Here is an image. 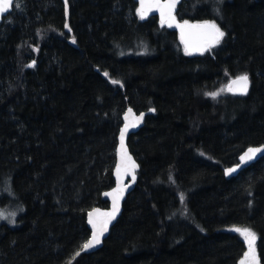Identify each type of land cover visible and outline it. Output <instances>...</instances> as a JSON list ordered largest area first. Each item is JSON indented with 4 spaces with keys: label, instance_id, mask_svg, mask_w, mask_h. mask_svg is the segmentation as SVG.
<instances>
[{
    "label": "trees",
    "instance_id": "trees-1",
    "mask_svg": "<svg viewBox=\"0 0 264 264\" xmlns=\"http://www.w3.org/2000/svg\"><path fill=\"white\" fill-rule=\"evenodd\" d=\"M138 8L16 0L3 19L0 204L23 212L0 224V264H239L247 244L234 227L256 233L264 264V158L224 173L264 145V0H181L178 20L225 32L191 55ZM242 74L251 88L237 96L227 86ZM128 107L155 109L129 139L138 183L102 249L86 254L87 214L109 207Z\"/></svg>",
    "mask_w": 264,
    "mask_h": 264
},
{
    "label": "snow or ice",
    "instance_id": "snow-or-ice-1",
    "mask_svg": "<svg viewBox=\"0 0 264 264\" xmlns=\"http://www.w3.org/2000/svg\"><path fill=\"white\" fill-rule=\"evenodd\" d=\"M177 0H165V2H161V0H140V7L137 9V15L140 19H144L146 14L151 12L153 9H156L160 13L161 17V25L165 23L168 24L169 27H172L173 24L177 28L180 29L181 34V42L184 44V52L185 55H191L193 51H198L200 54H203L205 51L210 48L216 46L220 43V41L224 38L225 32L221 30L218 24L215 21H204L198 24H190L187 20L183 23H179L176 21V17L173 12L176 7ZM13 0H0V14L7 12L12 6ZM220 3H223V0H220ZM16 7H20V4L17 3ZM65 8H67V0H65ZM67 27V25H65ZM71 31V29H69ZM75 43V40H73ZM35 61H33L32 65L34 66ZM105 76L109 74L107 72L104 73ZM113 85L120 84L118 80L113 79L111 81ZM249 77L247 74H242L237 76L234 80H232L227 86V90L229 92H239L241 95H247L249 88ZM122 87L123 85L120 84ZM207 95L212 98H216L219 93L212 92L207 93ZM131 109H129L128 113L125 114L124 119L128 121L129 115L131 114ZM150 111H155V109H150ZM143 114L138 119H142ZM132 126H135L133 124ZM129 128V124L125 123L124 127L120 131V140H121V163L116 167V176L117 181L122 178V175L132 174L133 180H135L134 171L137 165L135 161L131 159L130 156L127 155L126 150L124 149V137L125 133ZM257 153H264V146L261 147H249L247 152L240 157L241 162H248L255 159ZM236 168H229L225 171V175H231L236 172ZM122 188H117L114 193H106V195L113 196V211L110 213H103L104 217H106L102 222H99L94 219V216L98 213L99 210H93L88 214V223L92 225V238L83 244V249L88 250L95 247L100 243V237L103 235L104 231H106L107 226L111 221L115 218L116 213L119 210V196L117 193H122ZM183 201V196L181 197ZM14 215V214H13ZM3 215L0 214V219H3ZM10 223H15L14 220H10ZM203 230V229H201ZM238 233L247 244V251L243 253V257L240 259L239 264H259V259L257 257V252L255 248V242L257 239L256 233L247 227H234L230 229ZM80 253L77 252L78 256Z\"/></svg>",
    "mask_w": 264,
    "mask_h": 264
},
{
    "label": "water",
    "instance_id": "water-1",
    "mask_svg": "<svg viewBox=\"0 0 264 264\" xmlns=\"http://www.w3.org/2000/svg\"><path fill=\"white\" fill-rule=\"evenodd\" d=\"M15 1L16 0H13L12 6L10 7V9L7 12H5L3 14H0V25H1L2 21H3V19L5 17H7L12 12L14 4H15ZM137 1L139 3V7H140V0H137ZM180 1L181 0H177L176 7H177V5H178V3ZM161 2L163 3V2H165V0H161ZM176 7H175L174 12H173L175 17H176V15H175ZM151 16L158 17L160 22H161L160 13H159L158 10L153 9L151 12L146 14L145 18L151 17ZM176 21L179 22V23H183L182 21L178 20L177 17H176ZM190 24H198V23H190ZM164 26L168 27L170 30L176 31L180 35V38H181L180 29L177 28L175 26V24H173L172 27H169L168 24L165 23ZM193 53H199V52L198 51H193ZM232 80H234V79H232ZM249 81H250V83H249L248 93H249L250 88H251V79L250 78H249ZM234 94L237 95V96H246V95H241L238 91L235 92ZM129 109H131L132 111H131V114L129 115L128 121H125L124 116H125V114L128 113ZM154 113H155V111L154 112L153 111H148V112L137 113V111H135L132 107H129L126 110V112L124 113V115H123V126H122V128L124 127L125 123L129 124V128H128L127 132L125 133L123 144H124V149L127 152V155L130 156L131 159L133 161H135V164L137 165V167L135 168V171H134L135 180H133V176L130 173L128 175H122V178L119 181H117L116 167H117V165H119L121 163V151H120L121 150V140H120V133H119L118 146H117V150H116V164H115V167H114V170H113V176H114L115 185H114V187L111 190L105 192L103 194V197H102L103 200L109 204V207L107 209L94 208L91 211H89L88 214L90 212H93V210H99L98 213L94 216V219H96L98 221V223L102 222L106 217H104L101 214L110 213V212L113 211V196L112 195H106V193H114L115 190L118 187L123 189L122 193H117V195L119 196V210L116 213L115 218L111 221V223L108 224L106 231H104L103 235L100 237V243L97 244L95 247H93L91 249H88V250L83 249V252L86 253V254H93V253H96L97 251H99L100 249H102V247L104 246V242L109 237V235L111 233V230L117 224V222L119 221V219H120V217H121V215L123 213L124 203L126 202V200L129 197V195L133 193V191L135 190V188L137 186V183H138V172L140 171V164H139L138 160L136 159V157L134 156V154L130 150L129 139L132 136L136 135L143 128V126L145 125V121H146L147 116L152 115ZM141 114H143V118L142 119H138L141 116ZM133 124H135V126H132ZM261 146H264V145H261ZM261 146H254V147H261ZM247 150L239 156L238 162L235 165L230 166V167H228V168H226L224 170V173H225V171L227 169H229V168H236L237 169L236 172L232 173L231 175H225L227 179L237 178L249 166L257 163L258 161H260L261 159L264 158V153H257L255 159H253L251 161H248L246 163L245 162H241L240 157L242 155H244L247 152ZM88 214H87V226H88V228H89V230L91 232V237H90V239H91L92 238L93 229H92V225H90L88 223V218H89Z\"/></svg>",
    "mask_w": 264,
    "mask_h": 264
},
{
    "label": "rangeland",
    "instance_id": "rangeland-1",
    "mask_svg": "<svg viewBox=\"0 0 264 264\" xmlns=\"http://www.w3.org/2000/svg\"><path fill=\"white\" fill-rule=\"evenodd\" d=\"M145 53V52H144ZM142 54V52H141ZM5 210H4V209ZM23 210H21V208H13L11 205H8V206H3L0 204V214L3 215V219H0V224L2 223H5V224H8L10 223L9 221L10 220H14L15 221V218L17 219V217L19 216L20 213H22ZM14 214V215H13ZM17 226V224H16ZM257 236V235H256ZM257 242H258V236H257V239H256V242H255V248H256V252H257ZM248 249L246 248V251ZM245 251V252H246ZM243 257V256H242ZM260 264V263H259Z\"/></svg>",
    "mask_w": 264,
    "mask_h": 264
},
{
    "label": "bare ground",
    "instance_id": "bare-ground-1",
    "mask_svg": "<svg viewBox=\"0 0 264 264\" xmlns=\"http://www.w3.org/2000/svg\"><path fill=\"white\" fill-rule=\"evenodd\" d=\"M177 8V7H176ZM13 11V10H12ZM182 22H184V21H182ZM189 23H193V22H189ZM164 26V25H163ZM166 27V26H165ZM168 28V27H167ZM173 31V30H172ZM180 36V35H179ZM200 53V52H199ZM199 53H192V54H199ZM129 108V107H128ZM127 108V109H128ZM126 112V111H125ZM119 137V136H118ZM252 166V165H251ZM250 167V166H249ZM248 167V168H249ZM124 207V206H123ZM96 208H100V207H96ZM94 209V208H93ZM102 209H107V208H102ZM105 243V242H104Z\"/></svg>",
    "mask_w": 264,
    "mask_h": 264
}]
</instances>
